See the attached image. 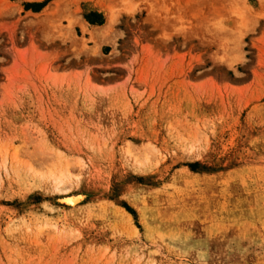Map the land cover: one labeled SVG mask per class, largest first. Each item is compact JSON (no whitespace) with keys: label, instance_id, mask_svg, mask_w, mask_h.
I'll return each mask as SVG.
<instances>
[{"label":"rangeland","instance_id":"1","mask_svg":"<svg viewBox=\"0 0 264 264\" xmlns=\"http://www.w3.org/2000/svg\"><path fill=\"white\" fill-rule=\"evenodd\" d=\"M0 264H264V0H0Z\"/></svg>","mask_w":264,"mask_h":264},{"label":"bare ground","instance_id":"2","mask_svg":"<svg viewBox=\"0 0 264 264\" xmlns=\"http://www.w3.org/2000/svg\"><path fill=\"white\" fill-rule=\"evenodd\" d=\"M31 1H33V0H31ZM58 4V3H57ZM100 6V5H99ZM103 11H104V13L107 15V17H108V23H107V25L104 27V28H107V29H109L110 28V25L113 23V21H114V19L116 18L115 17V14H114V12H112L110 9H103ZM106 30V29H105ZM5 155V154H4ZM6 156V155H5ZM6 159V158H5ZM6 165V164H5ZM68 168V167H67ZM48 175V174H47ZM51 176H53V178H54V174H51ZM51 176H50V178H51ZM63 173L61 174V172H59V176H57V177H55L54 179L55 180H53V181H56L59 185H61V184H63ZM52 178V179H53ZM52 181V180H51ZM58 186V185H57ZM61 191V190H60ZM76 200H78V199H76V198H70V199H67V203H70V204H74L75 203V201ZM64 201H66V200H64Z\"/></svg>","mask_w":264,"mask_h":264},{"label":"trees","instance_id":"3","mask_svg":"<svg viewBox=\"0 0 264 264\" xmlns=\"http://www.w3.org/2000/svg\"><path fill=\"white\" fill-rule=\"evenodd\" d=\"M89 19V18H88ZM91 21V19H89ZM93 22V21H92Z\"/></svg>","mask_w":264,"mask_h":264}]
</instances>
